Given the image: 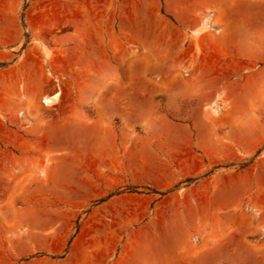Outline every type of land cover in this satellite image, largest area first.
<instances>
[{
  "label": "rangeland",
  "instance_id": "1",
  "mask_svg": "<svg viewBox=\"0 0 264 264\" xmlns=\"http://www.w3.org/2000/svg\"><path fill=\"white\" fill-rule=\"evenodd\" d=\"M248 13L0 0V264H264Z\"/></svg>",
  "mask_w": 264,
  "mask_h": 264
},
{
  "label": "crops",
  "instance_id": "2",
  "mask_svg": "<svg viewBox=\"0 0 264 264\" xmlns=\"http://www.w3.org/2000/svg\"><path fill=\"white\" fill-rule=\"evenodd\" d=\"M222 2H230L231 4H233L234 7V13H235V18L237 16H241V12H242V8L244 9L245 7L248 8L249 13V30L252 31L253 33H259L262 34L264 36V0H220ZM223 9L226 10V4L222 3ZM236 20V19H235ZM79 21H73V25L74 27H78L77 23ZM3 35L0 36V42L1 43H8L11 41H14V43H18L19 42V35L18 32H14L12 34H8L7 31H3L2 32ZM261 38V37H260ZM260 38L255 37V44L254 49L256 47H260L262 46L263 42ZM14 47L11 46L10 49H13ZM79 48V47H78ZM77 50L74 51V55L73 56H69L68 58H65L67 60H63L66 61L67 64L72 63V61H77L80 62V58L76 55ZM247 46L246 45H242V49L246 50ZM65 63V62H63ZM123 264V263H122Z\"/></svg>",
  "mask_w": 264,
  "mask_h": 264
},
{
  "label": "bare ground",
  "instance_id": "3",
  "mask_svg": "<svg viewBox=\"0 0 264 264\" xmlns=\"http://www.w3.org/2000/svg\"><path fill=\"white\" fill-rule=\"evenodd\" d=\"M50 100L49 99H44V102L45 103H48Z\"/></svg>",
  "mask_w": 264,
  "mask_h": 264
}]
</instances>
